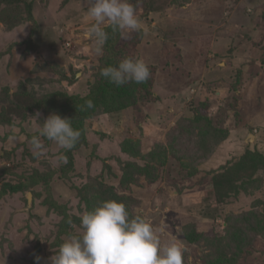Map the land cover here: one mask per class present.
<instances>
[{
  "label": "rangeland",
  "instance_id": "rangeland-1",
  "mask_svg": "<svg viewBox=\"0 0 264 264\" xmlns=\"http://www.w3.org/2000/svg\"><path fill=\"white\" fill-rule=\"evenodd\" d=\"M130 2L139 29L115 40L106 21L97 51L83 35L89 0H0V264H50L82 233L81 215L111 199L149 222L161 248H186L184 264H264V167L229 165L264 153V0ZM113 36L126 42L114 44L120 61L151 73L120 87L133 97L118 111L98 82ZM51 113L81 131L67 163L51 141L44 156L30 151Z\"/></svg>",
  "mask_w": 264,
  "mask_h": 264
},
{
  "label": "clouds",
  "instance_id": "clouds-1",
  "mask_svg": "<svg viewBox=\"0 0 264 264\" xmlns=\"http://www.w3.org/2000/svg\"><path fill=\"white\" fill-rule=\"evenodd\" d=\"M87 15L92 23L84 31L85 39L94 41L101 51L108 40L104 25L115 31H134L140 27L136 6L130 0H89ZM150 68L144 60L126 56L117 65L100 70V76L116 87L128 83L142 84L150 78ZM93 108L92 100L85 102ZM37 119L39 113L36 114ZM39 120V119H38ZM81 131L73 128L71 119L51 113L30 139V151L35 158L47 154L45 140L57 147L56 163H67L65 153L79 141ZM82 233L60 244L49 260L50 264H184V253L178 243L161 248L153 226L140 216L130 217L123 202L106 200L80 217ZM40 264L41 257H35Z\"/></svg>",
  "mask_w": 264,
  "mask_h": 264
},
{
  "label": "trees",
  "instance_id": "trees-1",
  "mask_svg": "<svg viewBox=\"0 0 264 264\" xmlns=\"http://www.w3.org/2000/svg\"><path fill=\"white\" fill-rule=\"evenodd\" d=\"M12 0H8V2H11ZM112 33H114L115 35H116V37H115V40H117V38H118V36L120 35V38L122 39V37H123V34H122V32L121 31H113L112 30ZM113 40H114V36H113V38H112V42H113ZM117 44V45H120V43L121 44H126V42H121V40H119V41H116V42H113L112 43V45L108 48V57L110 58V59H112V63H107V62H105V63H103V65H102V67H101V69L103 68V67H106V66H108V65H117L119 62H120V54H118L116 51H115V49H117L116 48V46L114 45V44ZM128 45V44H127ZM115 48V49H114ZM128 50V47L124 50V53L126 52ZM126 56V55H125ZM124 57L122 56L121 57V60L123 59ZM170 62V61H169ZM171 63V62H170ZM172 64V63H171ZM240 74V73H239ZM99 76H100V73H99ZM100 78V80L98 79V82H102V84H103V87H105V88H107V89H105V88H103V92H105V100H106V102H108V104H112V110H110V111H118L119 109H121V106H118V107H116V106H114L113 104H115V103H118V104H122V100L124 101L125 99H127L128 100V98H130L129 96H132V94H131V92L129 91V90H131V89H129V88H123L124 89V91H123V94H122V98H119V94H120V87H116L115 85H113V84H109V82L106 80V79H104V78H102L101 76L99 77ZM236 79H237V76H236ZM245 79H247V78H243L242 77V75H239L238 76V81L239 80H242V81H240V83H242L243 81H245ZM107 84H109V85H107ZM125 85H131V86H133L131 83H128V84H125ZM125 85H123V86H121V87H124ZM142 92V91H141ZM133 97V96H132ZM151 99H153V97H154V95H153V93L151 94ZM124 98V99H123ZM144 98V97H143ZM143 98H141L140 99V102H142V100H143ZM146 99V98H145ZM144 101H146V102H151L152 100H150V99H147V100H144ZM86 102V101H85ZM85 102H84V104H85ZM79 103L80 104H83V101L81 100V101H79ZM130 104H136V102H134V101H131L130 102ZM125 106H128V104H124ZM114 106V107H113ZM130 106V105H129ZM226 133H228V132H226ZM227 136H229V134H227ZM222 141L225 139V137L224 136H222L221 138H220ZM250 145H252L253 146V144L251 143ZM254 148H255V145H254ZM252 149V148H251ZM248 156V157H247ZM244 158H239L238 160H236L235 162L233 161V162H230L229 163V165H234L235 166V170H236V172H238V173H245V172H247V171H250L251 173H254L258 168H262V167H264V153H262L260 150H259V148L257 149V148H255V149H253V150H251V151H249V152H247V155H245V156H243ZM260 161V164L258 163ZM254 162H256V168L254 169ZM237 173V174H238ZM6 186V185H5ZM4 186V187H5ZM4 189V188H3ZM23 189V187L21 186V185H12V186H10L9 187V189L8 190H10V191H12V192H19V191H21ZM4 192H7V191H4ZM112 200V199H111ZM262 200H263V204H264V197L262 198ZM254 205H260V204H257V203H254ZM196 231V230H195ZM194 231V232H195ZM195 234L197 235V236H201V234L200 233H198V232H195ZM196 235L194 236V234L193 233H190L189 235H186V239H192V238H194V237H196Z\"/></svg>",
  "mask_w": 264,
  "mask_h": 264
},
{
  "label": "crops",
  "instance_id": "crops-1",
  "mask_svg": "<svg viewBox=\"0 0 264 264\" xmlns=\"http://www.w3.org/2000/svg\"><path fill=\"white\" fill-rule=\"evenodd\" d=\"M234 60L238 61L237 62L238 63L237 66L240 67V72H242L241 75L243 77V73L244 72L241 69L244 68L245 70H247L248 69V63H249V61L243 60V58H241V57L235 58ZM237 75H238V72H236L233 76H237Z\"/></svg>",
  "mask_w": 264,
  "mask_h": 264
},
{
  "label": "water",
  "instance_id": "water-1",
  "mask_svg": "<svg viewBox=\"0 0 264 264\" xmlns=\"http://www.w3.org/2000/svg\"><path fill=\"white\" fill-rule=\"evenodd\" d=\"M250 140L249 139H246L245 141V147L249 144Z\"/></svg>",
  "mask_w": 264,
  "mask_h": 264
}]
</instances>
